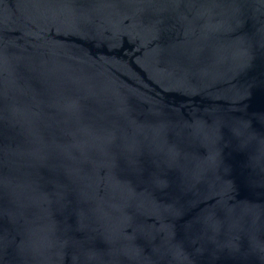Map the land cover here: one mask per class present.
<instances>
[{
    "label": "water",
    "instance_id": "obj_1",
    "mask_svg": "<svg viewBox=\"0 0 264 264\" xmlns=\"http://www.w3.org/2000/svg\"><path fill=\"white\" fill-rule=\"evenodd\" d=\"M0 264H264V0H0Z\"/></svg>",
    "mask_w": 264,
    "mask_h": 264
}]
</instances>
